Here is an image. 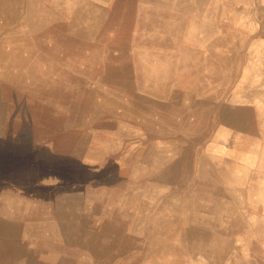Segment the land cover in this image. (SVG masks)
Returning a JSON list of instances; mask_svg holds the SVG:
<instances>
[{"label":"rangeland","instance_id":"obj_1","mask_svg":"<svg viewBox=\"0 0 264 264\" xmlns=\"http://www.w3.org/2000/svg\"><path fill=\"white\" fill-rule=\"evenodd\" d=\"M0 264H264V0H0Z\"/></svg>","mask_w":264,"mask_h":264},{"label":"crops","instance_id":"obj_2","mask_svg":"<svg viewBox=\"0 0 264 264\" xmlns=\"http://www.w3.org/2000/svg\"><path fill=\"white\" fill-rule=\"evenodd\" d=\"M249 94V93H248ZM251 106V104H245V107H250ZM235 109H237L238 110V108L237 107H235ZM236 110V111H237ZM222 131V130H221Z\"/></svg>","mask_w":264,"mask_h":264}]
</instances>
